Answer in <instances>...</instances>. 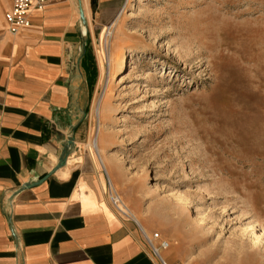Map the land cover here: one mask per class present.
<instances>
[{
  "label": "rangeland",
  "instance_id": "obj_1",
  "mask_svg": "<svg viewBox=\"0 0 264 264\" xmlns=\"http://www.w3.org/2000/svg\"><path fill=\"white\" fill-rule=\"evenodd\" d=\"M89 49L88 146L127 209L186 264H264V0H124Z\"/></svg>",
  "mask_w": 264,
  "mask_h": 264
},
{
  "label": "crops",
  "instance_id": "obj_2",
  "mask_svg": "<svg viewBox=\"0 0 264 264\" xmlns=\"http://www.w3.org/2000/svg\"><path fill=\"white\" fill-rule=\"evenodd\" d=\"M123 2H34L28 26L11 33L12 1L0 0V264L187 263L164 232L171 245L153 252L145 234L160 228L138 205L127 200L132 216L114 207L111 162L104 167L88 146L91 36Z\"/></svg>",
  "mask_w": 264,
  "mask_h": 264
},
{
  "label": "built area",
  "instance_id": "obj_3",
  "mask_svg": "<svg viewBox=\"0 0 264 264\" xmlns=\"http://www.w3.org/2000/svg\"><path fill=\"white\" fill-rule=\"evenodd\" d=\"M12 6L11 9L5 14V19L8 25V30L11 33L19 32L23 27L28 26L29 24V9L31 5L36 2L40 4L42 0H11ZM110 199L123 214L122 209L119 208L117 200L114 198L115 194L109 190ZM127 215V214H125ZM145 238L149 245L151 246L153 252L159 256V250L165 249L168 247V242L164 239H161L157 232L151 233V235H146ZM155 241V243H154ZM164 264V263H163Z\"/></svg>",
  "mask_w": 264,
  "mask_h": 264
},
{
  "label": "bare ground",
  "instance_id": "obj_4",
  "mask_svg": "<svg viewBox=\"0 0 264 264\" xmlns=\"http://www.w3.org/2000/svg\"><path fill=\"white\" fill-rule=\"evenodd\" d=\"M112 25L107 29V31H106V34H105V42H106V44H107V47H106V51H107V57H108V60H110V63H112V64H115L114 62H115V59H116V57H115V55H114V53L113 52H111V50L110 49H108V44H109V41H110V37L112 36ZM129 59H130V57H125L124 58V60L122 61V67H124L125 65H126V61L128 60L129 61ZM101 110H102V107H101V104H99L98 103V105H96V107L94 108V114H95V116H96V118L98 119V122H97V124H98V133L96 134V136H94V138H93V140H92V142H91V144L93 145V147L96 149V152L97 153H100V152H102V148L98 145V138H99V127L101 126V119H100V113H101ZM101 161H103V164H104V166H105V164H107V163H109L110 161H109V159L107 158V156L106 155H103L102 156V159H101ZM108 169V168H107ZM108 173H110V172H108ZM109 187H110V191L111 192H113L114 194H115V196H114V198L117 200V202H118V205L122 208V210H123V212H125V214H127L128 216H132V215H134L135 214V212L134 211H132V210H130V209H127V207H126V205L120 200V197L118 196V194H116V191L114 190V188H115V185H114V183L113 182H111L110 180H109ZM144 210V209H143ZM143 212V211H142ZM145 212V211H144ZM143 212V213H144ZM147 212V211H146ZM142 213V214H143ZM154 243H155V241H154ZM169 244V243H168Z\"/></svg>",
  "mask_w": 264,
  "mask_h": 264
},
{
  "label": "water",
  "instance_id": "obj_5",
  "mask_svg": "<svg viewBox=\"0 0 264 264\" xmlns=\"http://www.w3.org/2000/svg\"><path fill=\"white\" fill-rule=\"evenodd\" d=\"M79 15H80V20H81V23L83 26V31L85 33L86 32V20H85L84 13H83V10L81 7L79 8ZM71 144H72L71 139L66 140V142L63 144V149L61 151L60 157L58 159V162H57V165L55 168H58L64 164L66 157L69 154V148H70Z\"/></svg>",
  "mask_w": 264,
  "mask_h": 264
}]
</instances>
